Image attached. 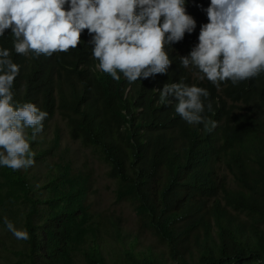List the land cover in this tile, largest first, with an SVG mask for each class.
<instances>
[{"label":"trees","instance_id":"1","mask_svg":"<svg viewBox=\"0 0 264 264\" xmlns=\"http://www.w3.org/2000/svg\"><path fill=\"white\" fill-rule=\"evenodd\" d=\"M210 3L186 0L195 30L166 47L172 63L165 73L133 83L118 70L116 81L97 69L87 29L77 48L51 56L16 53L11 29L0 36V49H9L20 66L14 104L31 102L48 113L35 140L25 129L44 176L34 179L33 165L0 166V264H264V71L217 88L198 68L180 66L179 57L190 54L209 22ZM180 82L209 91L202 115L216 127L182 119L174 96L160 102L156 89ZM57 113L72 140L108 165L116 201L135 206L165 253L138 251V238L125 242L115 220L93 210L90 178L61 150V131L44 142ZM5 218L30 238H15ZM110 230L124 248L107 250L102 234ZM110 252L120 260H111Z\"/></svg>","mask_w":264,"mask_h":264},{"label":"clouds","instance_id":"2","mask_svg":"<svg viewBox=\"0 0 264 264\" xmlns=\"http://www.w3.org/2000/svg\"><path fill=\"white\" fill-rule=\"evenodd\" d=\"M186 0H0V36L11 29L14 49L27 56H51L67 52L81 43L85 29L93 39L92 57L97 69L119 81L123 73L129 83L141 77L165 73L172 63L166 47L180 42L196 28L186 13ZM67 6V7H66ZM209 22L201 26L198 44L180 56V66L199 69L217 88L231 80L235 85L264 71V0H211L206 9ZM20 66L9 49H0V166L27 169L35 163L25 129L31 139L43 131L48 113L34 103L14 104L13 83ZM160 102L178 103L175 112L192 124L206 120L207 89L196 85L166 83L159 90ZM208 110H212L209 102ZM7 229L18 240H28L27 230L17 229L5 218Z\"/></svg>","mask_w":264,"mask_h":264},{"label":"rangeland","instance_id":"3","mask_svg":"<svg viewBox=\"0 0 264 264\" xmlns=\"http://www.w3.org/2000/svg\"><path fill=\"white\" fill-rule=\"evenodd\" d=\"M61 131V150L71 154V159L75 164L76 171H84L90 178L91 190L88 194V203L93 210L100 215L106 216L111 220H115L117 228L122 231V239L129 242L134 238H138L137 250L146 251L153 249L158 253L167 251L166 245L151 231L145 229L139 219L134 205L128 202L118 203L115 195V182L108 174V165L100 158L97 152L92 148L85 147L79 141L72 140L70 136V128L67 121L57 113L50 128L47 132L44 142L46 145L54 140L57 131ZM33 168H29L31 176L35 179L46 172L45 166L33 164ZM26 170V169H23ZM102 236L106 241L107 250L112 246L124 248L120 243V239L113 231L103 233ZM15 237V236H14ZM16 238V237H15ZM109 258L118 262L120 259L115 253H109ZM112 264V263H111Z\"/></svg>","mask_w":264,"mask_h":264}]
</instances>
